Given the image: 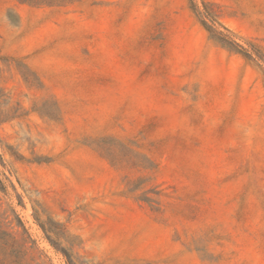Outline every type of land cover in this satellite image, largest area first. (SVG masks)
Instances as JSON below:
<instances>
[{"label": "rangeland", "instance_id": "374dc122", "mask_svg": "<svg viewBox=\"0 0 264 264\" xmlns=\"http://www.w3.org/2000/svg\"><path fill=\"white\" fill-rule=\"evenodd\" d=\"M9 222L19 264H264V0H0Z\"/></svg>", "mask_w": 264, "mask_h": 264}, {"label": "trees", "instance_id": "16d2710c", "mask_svg": "<svg viewBox=\"0 0 264 264\" xmlns=\"http://www.w3.org/2000/svg\"><path fill=\"white\" fill-rule=\"evenodd\" d=\"M203 23L204 25H207L205 21H203ZM206 27L207 29H211V31L215 33V38H217L222 44L231 47L232 49H235L237 51H240V46L235 41L231 40L227 34L217 32L214 28L209 25H207ZM7 225L10 230H3L0 224V264H19L17 262L6 261V258L18 257V255L20 254H27L30 250L34 248L35 242L30 238V236L27 234V231L23 228L21 224H18L17 226L22 227V237L20 238V241L16 239L18 229H15L14 226H11L10 222Z\"/></svg>", "mask_w": 264, "mask_h": 264}]
</instances>
